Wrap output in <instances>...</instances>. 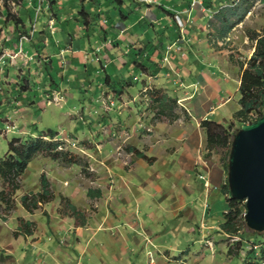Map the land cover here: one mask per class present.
<instances>
[{
    "label": "rangeland",
    "instance_id": "obj_1",
    "mask_svg": "<svg viewBox=\"0 0 264 264\" xmlns=\"http://www.w3.org/2000/svg\"><path fill=\"white\" fill-rule=\"evenodd\" d=\"M24 1L28 4V0H0V158L5 156L9 142L13 138L21 137L26 140L31 134L39 137L43 132L53 129L58 131V135L54 139L45 137L48 145L51 147L57 143V150L69 151L78 164H68L63 157L55 160L51 156L53 151L48 150L29 164L26 172L18 179L20 187L12 195H10L9 187H5L0 178V191L6 190L9 194L7 201H0V264H46L47 261L51 264H93L89 263L92 261L90 258L92 256L88 250L87 226L78 227L80 225L78 221H82L85 217L88 222L90 214H126L124 211L133 207L137 211L138 204H141L140 200H145V198H148L154 205V208H150V204H148L144 209L145 213L152 211L154 214H209L215 218L216 225H221L224 213L229 208L228 197L221 191V186L228 182L227 148L219 147L211 152V156H208L207 131L202 126L204 119L195 115L192 106L190 107L180 100L182 91L180 88L183 87L181 78L182 76L187 78V76L176 70L178 67L181 70L187 69V63L193 57L188 53V45L185 48L186 43L179 44L185 42L187 28L181 29V23L176 18L177 12L175 15L166 16L165 11L161 10L156 3H151L153 11L160 10L165 17L164 21L156 25V30L159 32L156 33V40L161 35L163 26L169 24L175 26L173 22H169V16L174 19L175 23H178L180 28L181 37L170 43L164 57L160 56L158 60L163 64L161 67L168 64L170 73L162 72L160 74L154 70V74L157 75L154 76L153 72L144 69L145 74H143L141 67L144 68V66L140 63L146 64L150 61L149 58L136 59L139 64L135 66L134 70L131 65H128L122 71L119 69L117 72L113 64L107 69L109 74L114 71L118 73V81L122 77L133 82V87H127L129 94H125L127 88H124L121 93L112 88L110 90L103 88V91L100 89L101 79L106 76V72L104 69H100L99 63H95L96 56L93 58L88 53L90 43L86 30L77 28L78 19L86 28L92 25L94 18L100 21L97 16V1L87 0L84 3L86 11L91 14V16H87L84 24V18L80 14L83 9L82 0H58L61 8L58 7L59 5H52L51 0H38L37 8L30 7L29 9L32 22L28 16L25 17V20L28 21L29 26L34 23L40 26L44 22H48L47 26L52 34L49 37L45 36L48 46L43 48V57L49 68L46 66L44 71L47 73L48 80L59 83V87H56L55 84H52L50 88L43 86L42 91L45 98L43 109L40 112H35L34 108H29L30 112L28 113V110L24 109L26 107L23 102L8 104L11 100L9 97L14 99V96L17 95L18 99H23L27 91L26 87L30 89V86H35L29 79L30 73L28 75L29 59L21 49L20 42L24 39L22 37L24 35H17V38L19 37L18 49H15L17 40L15 43L13 41L16 34L15 28L17 29L13 23L18 20ZM98 1L101 2L99 4L101 7L103 5V12L100 15L108 18L114 14L116 23L121 18V10L124 13H131L132 17H136L138 20L141 13L144 15L143 17L147 18L146 20L155 19L153 12L146 10V5L139 1L136 3L133 0L130 2L123 0V4L118 0ZM169 1L170 4H174L182 10L191 7L194 13L187 16L189 20L202 19L201 21L204 22L205 18H209L207 20L210 30L209 42H195L193 46L197 44L198 48H194L193 52L198 50V55H204L222 51V55L217 60L220 62L228 60L231 74L227 75L230 80L227 82V89L223 90L224 94H221V98L226 99L229 96L232 100L220 109L216 104L217 107H213L211 116L207 118L226 126L233 123L234 130L239 131L242 123L234 117L236 112L228 122L224 117L229 116L228 111L238 103L237 101L241 97L236 83L238 79H241L239 77H241L242 70L248 67L247 62L255 51L257 42L251 37L264 33V3L260 0H226L221 9L228 11L238 7V14L243 15V20L225 34L226 36H223L220 33L222 23L216 17L218 10L209 6L208 8L202 0H192V3L191 0ZM135 4H138L136 7L140 8L137 9ZM246 8L249 9L245 13L243 11ZM52 10L55 12L51 13ZM183 13L187 15V13ZM180 15L182 14L180 13ZM238 16L232 13L229 18L235 20ZM183 21L186 23L185 19ZM144 22L145 20L141 25H138L139 33L142 31L145 33L148 29H152L148 24L145 26ZM102 24V26H108L109 22L104 23L103 21ZM118 24L121 26V23ZM173 26L171 27L174 29ZM31 27V32L37 30V26ZM58 27L64 30V33L55 35ZM154 32L155 29H152L151 33ZM65 34L67 36L64 38ZM69 35L71 39H67ZM101 35L103 34L101 33ZM163 35L165 36L163 40L167 41L169 39L167 33L164 32ZM30 36L27 35L28 38L25 39L29 40L24 39V43L31 41ZM90 38L94 43L95 37L91 36ZM38 41L39 39L35 40V42ZM9 43L12 45H8ZM111 44L113 42H109V45ZM81 45L86 50L79 53L80 48L77 46ZM102 46L107 47L105 44ZM61 47L63 48L61 49ZM95 51L99 53L97 49ZM53 53L55 54L53 55ZM176 53H180L179 58L176 57ZM83 54L84 56H82ZM51 56L53 59L49 60ZM78 56L84 63L79 68L75 61V65L71 63ZM126 56H124L125 59H130L129 56ZM108 57L110 58V56ZM210 59L203 57L202 60L210 62ZM7 64H14L18 68H10L12 76L3 70V68H7ZM191 67L194 68V66ZM117 68H121L120 64ZM158 69L160 70V67ZM35 76L40 77V71L39 75ZM135 76L139 77L138 81L134 79ZM158 89L159 97L168 95L177 99V105L173 111L170 109L166 113L159 111L161 105L151 98V92ZM10 92L13 95H10ZM206 92L210 93L208 89ZM2 100L4 103H1ZM215 101L219 102V99ZM215 101H212L213 104ZM173 114L178 115L176 119H173ZM180 119L183 122L179 121ZM168 125L172 127L173 132L167 130ZM157 126L159 128L156 129ZM164 132L166 135L162 134ZM158 134L159 136H157ZM181 145L182 150L185 145L187 147L189 145L188 148L192 150L195 161H197L196 167L198 168L194 169L192 176L185 168L181 169L174 163H167L173 159L177 162L181 161L184 155L177 152L178 149H181ZM134 148H140L143 151L135 149L132 152ZM144 151L147 154H153V156L141 158L136 153L144 154ZM138 158L144 160L142 164H134ZM209 161L212 168L215 169L216 178L218 177L214 186H211L213 192H217V196L211 194L207 201V208L204 210L205 187L204 179L202 180L200 175H204V165L207 168L211 167ZM153 162V165L148 166V163ZM43 174L50 181L54 199L47 203H41L39 208L31 212L22 204V198L27 196L28 202L33 201V194L42 190ZM150 177L156 178L152 185L146 183ZM174 180L177 184L173 182ZM158 184L161 191L157 187L147 189V185L152 187ZM218 184L219 186H217ZM190 187L196 189L193 194H190ZM91 189L103 190L102 195L96 198L89 196ZM167 194L170 195L171 200L167 198ZM64 198H68L69 202L77 206L84 217L76 219L70 211L69 202ZM173 202H176L174 206L171 205ZM242 204H245V201ZM240 208L242 210L239 215L240 234H243L246 241L239 236L224 235L221 229L212 231L215 247H210L204 240V264H243L253 247L258 258L264 257L260 252V248H264V232L251 229L245 219L244 210L246 207L241 206ZM200 220L201 216L197 219L198 224H200ZM26 221L33 222V225L30 226L31 234L22 233L25 230ZM176 225H178V221L167 223L163 228L164 232L157 240L164 241L170 249L180 241L186 242V248L183 251H189V248L191 250L199 249V245L196 243L198 236L192 238L191 235H183ZM83 229L84 231L81 233ZM173 255L179 256L181 251H174ZM85 259L87 262L84 261ZM262 264H264V260Z\"/></svg>",
    "mask_w": 264,
    "mask_h": 264
},
{
    "label": "crops",
    "instance_id": "obj_2",
    "mask_svg": "<svg viewBox=\"0 0 264 264\" xmlns=\"http://www.w3.org/2000/svg\"><path fill=\"white\" fill-rule=\"evenodd\" d=\"M96 1H97V5H96L97 16L100 19V21L94 18V22H92V25L86 28V26L80 23V20L78 19L79 24L77 28L78 30L81 29L86 30V35L89 36L88 40L90 43V48L88 49L89 50L88 53H90L91 57L93 58L94 56H96L95 63H99L101 65L100 69L102 70H103L102 64H104L105 66L107 65V67L104 69V72H106V76L110 77V79H108V82L117 80L118 73H116V71L118 72L119 69L122 71L123 69H125L126 66L128 67V65H131V68L134 70L135 66L139 64L136 63L138 62L136 59L139 58H149L151 61V62L150 61L147 62L146 64H141L144 66V68L141 67L143 74H145L144 69L150 72L156 70L154 72H160V74L162 72L164 74L170 73L169 72L170 67L168 66V64H165L163 67H161L163 64L159 63L158 60L160 59V56H162V58L164 57V55L167 52L168 45L170 43L177 41L181 37L180 35L181 32H179L180 28L178 27V23L177 22L175 23L174 19L171 16H169L170 17L169 22H173L175 26L171 24L163 26L164 29L162 30V32H160L161 35L158 36V40H156L157 39L156 33L157 34L159 33L158 30H156V25H158L159 22L164 21L165 17L162 15L160 10L153 11L151 7L152 4L141 2L140 0H133L136 3H138L139 1V3L146 5L145 9L152 11L155 16V19L151 21L146 20L147 18L143 17L144 15H142L141 13L138 20V18L132 17L131 13H124L123 10H121L120 11L121 18L116 23V21L114 22L115 20V17L113 16L114 14L110 15V17L108 18L107 16L102 17L100 15L101 12H103V5L101 7V5H99L101 2H99L98 0ZM130 1L132 0H129V2ZM155 1L156 2L154 3H156L158 7L161 8V10L165 11L166 16L170 14L169 12L173 13L171 15H175V12H177V14L180 13L182 14L181 15L182 21L183 19H185L186 23H184L183 21V25H181V29L187 28L186 29L187 32L185 35L186 38H185V42H180L179 44L184 45V43H186L185 48L188 45L187 46L189 49L188 53L191 54L193 58L189 63H187L188 65L187 69L181 70L180 67H178V69L176 70V71H180L182 75L187 76V78L185 76H182L181 78L183 87L180 88L182 90L180 93L181 96L180 100L181 102L183 101L184 103H186L188 106L190 107L192 106L193 107L192 110H194L195 115L197 114L199 117H202V119L206 120L211 116L210 115L211 111L213 107L216 106V104L219 105V107L217 106L216 107L220 109L228 105L232 100V98L229 96H227L226 99L221 98V94H224L223 90L227 89V82L230 80V77L227 76L228 74H231L230 71L231 69L229 70L230 62L228 60L226 62H220L217 60L222 55V51L213 50L214 52H210L204 55H198L197 54L198 50H196L195 53L193 52L194 48H198L197 44L196 46H193L195 42L196 43L209 42L210 30H209V24L207 22L209 18H205L204 22L201 21L202 19L189 20L187 16L191 15V13L192 14L194 13L191 7L182 10L181 8L177 7L174 4H170L169 0H155ZM202 1L204 2L208 0H202ZM216 1L217 0H213L214 6L211 8L216 9V7L218 6V3ZM25 2L26 1L22 3L21 13L19 14V17H22L23 20L22 23H19V26H16L13 23L17 27V29L15 28L16 34L13 38V41L15 43L16 42L15 40H17V42L15 43L17 44L15 46V49H18L19 37L17 38V35L20 34L24 35L22 36L24 39L27 37V35L28 36L32 35L30 36L31 41H27L24 43V39H23L21 40L20 43H21L22 53L24 55L26 54L27 58L29 59L28 61L29 62L28 69H30L28 70L29 71L28 75L30 73L29 79L31 82L35 84V86L34 87L30 86V89L26 87L27 91L25 95L23 94L24 95L23 99H18L17 95L14 96V99L9 97V99L11 100L8 102V104H12L14 102L18 104V102L19 103L23 102L24 106L26 107L24 109L28 110L29 113L30 112L29 108H34L35 112H40L43 109L42 105L43 104L45 105V98L43 97L42 87L44 86L45 88H50L52 84H55L56 87H59V83L58 84L55 83L54 80L50 82V80H48V77H46L47 73L44 71L45 67L48 66L47 61L44 62V57H43V53H44L43 48L44 46H48L46 45L47 42L45 41V36L49 37L52 34L50 32L49 27L47 26L48 22H44L40 26L37 25L36 23L32 24L31 26L33 25L37 26V30L31 32L32 27L28 25V21L25 20V17L28 16L30 22H32V15L30 14L29 9L30 7L37 8L38 5L36 4L37 3L36 0H32V1L28 0V4H26ZM86 2L87 0H82L83 8H85L84 3ZM190 2L192 3V0ZM59 3L60 1H57L55 5H59L58 7L61 8L60 7L61 5ZM120 3L123 4L124 1L122 0ZM136 6H138V4H135V7ZM136 8L138 9L140 7H136ZM205 8L207 9V7ZM182 11L187 13V15H185ZM53 12L55 11L52 10L51 13ZM89 16H91V14ZM144 20H145L144 22L145 26L149 25L150 27H152V29H155L154 33H151L152 29H148V31H146L145 33L143 31L142 33H139L137 31L138 25H141L142 21ZM103 21L104 23L106 21L109 22V25L102 26ZM118 23H121V26ZM170 25L173 26L174 29ZM18 27H21V29H18ZM164 32L167 33L169 37L167 41L163 40L165 39V36L163 35ZM58 33H64V30L58 27V30L55 33V35H57ZM101 33L103 35H101ZM66 36L67 34L64 35V38ZM91 36L95 37L94 43L91 42L92 39L90 38ZM37 39H39V41L35 42V40ZM67 39H71V36L69 35V38ZM25 40H29V39H25ZM88 40L86 41L88 42ZM109 42H113V44L109 45ZM104 44L107 47L106 48L102 47L99 53H97L95 49H97L98 46H102ZM8 45L11 46L12 44L9 43ZM77 47L80 48L79 53L80 51L83 52V50H86V48H84L82 45ZM62 48L63 47H61V49ZM54 54L55 53H53V55ZM179 54L180 53H176V57L179 58ZM126 55L129 56L130 59L128 58L125 59L124 56ZM82 56H84V54ZM108 56H110V58H112L113 60H111ZM203 57L207 59L211 58L210 62L203 61L202 60ZM5 59L6 56L4 58V61ZM51 59H53L52 56L49 58V60ZM74 61L77 64L78 68L82 64H84L82 60L79 59V56L77 59L75 58L74 60L71 61L73 65H75ZM112 64L116 67V71H114V73L109 74L107 72L108 71L107 69ZM118 64H120L121 68H117ZM52 65L53 63L51 64V66ZM191 66H194V68H192ZM11 67H16V66H14V64H7V68L6 67L3 68L6 74L11 75V69H10ZM158 67H160V70L158 69ZM162 68H164L165 70H161ZM16 69L18 68L16 67ZM196 69L198 70L196 71ZM38 70L40 71L41 74L40 77L35 76V75H39ZM154 72L153 75L157 76L156 74H154ZM196 72L198 74L197 76H196ZM221 74H223V77H221ZM138 78L139 77L135 76L134 79L138 81ZM103 79H101L100 82L101 86L99 85L100 89L102 91L104 89L110 90V86L108 85L109 83L104 84ZM236 84H237L236 88L239 91L241 79H238ZM127 87L128 88L133 87V82H131L130 86H126L125 88ZM128 88L126 89L125 94H129ZM207 89L210 91V93L206 92ZM10 95H13L12 92H10ZM217 99H219V102L215 101ZM239 99L237 101L238 103L232 106L231 110L228 111L229 116L227 115L226 117H224V119L227 120V122L228 120H231L234 113L240 109ZM213 100L215 101L214 104L212 102ZM1 103H4V100H2ZM179 121L183 122V120L181 119ZM157 128H159V126H157L156 129ZM167 130H172V127L168 125ZM162 134L166 135L165 132ZM157 136H159V134ZM188 147L187 145H185V147H183L182 150V145H181V149L177 150L178 153L184 155L181 161L177 162L175 159H173V160H169L167 163L168 164L174 163L177 165V167H181V169L185 168L188 174L192 176L194 174L193 173L194 169L198 167H196L197 161H195V157L193 156L192 150ZM135 149L139 151H143L140 148H134L132 152H134ZM136 153L141 158H144L145 156H149V157L153 156V154H147L145 151L144 154H142V152L140 153L136 152ZM143 161L144 160L138 158L136 162H134V164H142ZM154 162L148 163V166L153 165ZM198 165L199 164L197 163V166ZM214 170L215 169L212 168V165L211 167L209 166V168H207L204 165L205 177L202 178V180L204 179V187H205L204 210L205 208H207V204H208L207 201L209 200L211 194L217 196V192L215 191L213 192V188L211 187L214 186L218 178V177L216 178ZM148 180L149 181H146V183L148 185H152L154 180H156V178L153 179L152 177H150ZM207 181H209V186L206 185ZM173 182H175V180ZM146 183L144 184V186L146 185ZM136 185L138 184L136 183ZM148 185H147L148 187L147 189L157 187L158 190L161 191V189L159 188L160 186L159 184L152 187H149ZM217 186H219V184ZM222 186H221V191H223ZM190 189H191L190 194H193L196 191L195 188L190 187ZM101 192H103V190H101ZM167 196H168L167 198H169L170 200L172 199L169 194H167ZM140 201L141 204H138L137 211H135L134 207L132 206L133 207L132 209L130 210L126 209L124 211V213L126 214H94V215L90 214V216H88V222L86 220L85 225H78V227L87 226L86 231H88L87 234L89 241L88 250L90 251L92 256L90 257L92 261H89V263L92 262L93 264H98V263L99 264H171V263L204 264L203 242L205 240L210 247L211 246L215 247L214 237L211 232L222 228L221 226L222 223L224 222V216L221 225H216L215 218H212L211 216H209V214H172V213L154 214V212L152 211L145 213L144 209L147 207L148 204H150L149 206L150 208H154L153 202H151L148 198L147 199L145 198V200H140ZM174 204H176V202H173L171 205L174 206ZM200 216H201V220L199 222L200 224H198L197 219ZM70 220H72V218H70ZM171 221H176V222L178 221V225H176V227L181 231V234L191 235L192 238H194V236H198L196 243H198L199 249L197 248L196 250H191V248H189V251H183L186 248L185 241H182L183 243L181 241L178 242L176 246H171L170 249L169 246L164 241L157 240L164 232L163 228L165 227V225ZM83 231L84 229L81 231V233ZM221 231L223 232L222 229ZM225 234L226 233H224V235ZM209 246L208 249L210 248ZM174 251H181V255L179 256L173 255ZM86 259L84 260L85 262H87ZM45 263L51 264L48 261Z\"/></svg>",
    "mask_w": 264,
    "mask_h": 264
},
{
    "label": "trees",
    "instance_id": "obj_3",
    "mask_svg": "<svg viewBox=\"0 0 264 264\" xmlns=\"http://www.w3.org/2000/svg\"><path fill=\"white\" fill-rule=\"evenodd\" d=\"M38 0H36L37 2ZM53 4H56L58 0H51ZM121 2L122 0H118ZM226 0H218V6L216 10H218L217 18L221 21L222 27H220V33L223 36H226L228 32H230L238 23L243 20V15L238 14V7L231 8L228 11L221 9L224 2ZM234 1V0H230ZM236 1V0H235ZM264 3V0H260ZM210 8L214 6L213 0L204 1ZM209 4V5H208ZM208 7V8H209ZM249 8H246L245 11L247 12ZM170 14H173L169 12ZM234 13V15H239L237 19H230L229 16ZM80 14L83 16L84 20L83 23H86L87 16L89 17L90 13L83 8L80 11ZM19 23H22V17L18 16V20L14 21L16 26ZM112 24V22H111ZM21 29V27H18ZM251 39L256 40L255 51L251 58L249 59L248 67L242 70L241 74V84H240V94L241 97L239 99L240 109L235 113V118H237L241 125L248 122H254L258 118L262 116L264 111V33L257 34L252 36ZM139 63V62H136ZM142 64V63H140ZM103 69L107 67L102 64ZM110 77H104V83H109L108 85L114 91L123 92V89L126 86H130L132 81H128L124 78H120V81L113 80L112 82H108ZM56 83V82H55ZM58 84V83H57ZM22 87V85H21ZM159 89L154 90L151 92V98L154 102H157L161 105V109L159 110L161 113H166L169 109L173 111L174 107L177 105V99L170 97L168 95H162L161 97L158 96ZM177 114H173V119L177 118ZM202 126L207 131V149L209 150L208 156H211V152L215 149L227 148L226 155V168L229 172V157L232 148V141L234 135L238 132V130H234V124H229L228 126L218 123L213 120H203ZM240 129V128H239ZM58 135L57 130L49 129L47 132H43L39 137L33 136L32 134L28 136L26 140L22 139L21 137L13 138L9 142L8 152L5 154L4 157L0 158V178L5 187H9L10 195L15 193L14 191L20 187L18 179L26 172L29 167V164L34 161L37 157L48 152V150L53 151L51 156L58 160L63 157L64 161L68 164H78L74 158H72L70 152H62L58 151L57 143L53 146L48 145V141L45 140V137L54 139ZM140 153V152H139ZM223 186L222 190L227 195L229 208L224 213V222L222 223V230L224 233L233 236V237H240L242 240H245L243 234H240V225H239V215L242 213L241 206L246 207L243 203V200H239L236 198L231 197L230 195V187H229V179L227 180ZM50 181L45 174L42 175V190L38 193L33 194V201L28 202V197L24 196L22 198V204L25 208L29 211H34L35 209L39 208V205L42 203L50 202L54 199V194L50 189ZM102 194L101 190H89V196L91 197H100ZM9 194L4 191H0V201H7ZM65 201L69 202L68 198H64ZM70 211L72 212L73 216L76 219H81L83 213L78 210L77 206L72 204L71 202L68 203ZM246 210H244V214ZM243 214V215H244ZM24 221V220H22ZM80 225H85L86 220L85 217L82 221H78ZM25 230L22 231L24 234H31L32 230L30 226L33 225V222L26 221ZM246 241V240H245ZM251 242V241H250ZM257 244V243H253ZM261 254L264 256V248H260ZM259 253V252H258ZM258 254L254 251V247L246 256V260L244 259V264H262L264 257L258 258Z\"/></svg>",
    "mask_w": 264,
    "mask_h": 264
},
{
    "label": "water",
    "instance_id": "obj_4",
    "mask_svg": "<svg viewBox=\"0 0 264 264\" xmlns=\"http://www.w3.org/2000/svg\"><path fill=\"white\" fill-rule=\"evenodd\" d=\"M228 179L230 196L245 201L248 226L264 232V111L234 135Z\"/></svg>",
    "mask_w": 264,
    "mask_h": 264
},
{
    "label": "built area",
    "instance_id": "obj_5",
    "mask_svg": "<svg viewBox=\"0 0 264 264\" xmlns=\"http://www.w3.org/2000/svg\"><path fill=\"white\" fill-rule=\"evenodd\" d=\"M140 1L145 2V3H149V4L156 2L155 0H140ZM176 18L178 19V21H180V23H181L180 25H183L182 16L180 14H177ZM102 47L103 46H98L97 50L100 51L102 49ZM248 123H250V122H248ZM200 177L204 178L205 176L201 174ZM206 185L209 186V181H207Z\"/></svg>",
    "mask_w": 264,
    "mask_h": 264
}]
</instances>
